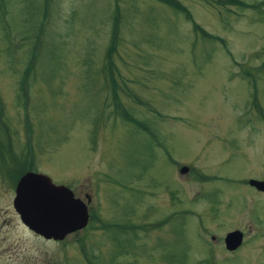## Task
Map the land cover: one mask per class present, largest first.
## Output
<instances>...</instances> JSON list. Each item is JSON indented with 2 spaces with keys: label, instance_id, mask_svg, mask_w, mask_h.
<instances>
[{
  "label": "rangeland",
  "instance_id": "obj_1",
  "mask_svg": "<svg viewBox=\"0 0 264 264\" xmlns=\"http://www.w3.org/2000/svg\"><path fill=\"white\" fill-rule=\"evenodd\" d=\"M175 1L224 45L154 0H0V264H198L233 230L258 247L263 0ZM28 163L86 205L81 231L44 240L20 223L11 169Z\"/></svg>",
  "mask_w": 264,
  "mask_h": 264
},
{
  "label": "water",
  "instance_id": "obj_2",
  "mask_svg": "<svg viewBox=\"0 0 264 264\" xmlns=\"http://www.w3.org/2000/svg\"><path fill=\"white\" fill-rule=\"evenodd\" d=\"M186 171L181 167L179 174ZM247 185L264 192V181L249 179ZM11 205L20 223L44 240L61 241L66 235L81 231L88 221L86 205L80 199L38 173L26 172L18 179ZM241 240L242 234L234 230L225 234L223 245L234 250Z\"/></svg>",
  "mask_w": 264,
  "mask_h": 264
},
{
  "label": "trees",
  "instance_id": "obj_3",
  "mask_svg": "<svg viewBox=\"0 0 264 264\" xmlns=\"http://www.w3.org/2000/svg\"><path fill=\"white\" fill-rule=\"evenodd\" d=\"M155 2L157 3H160L168 8H170L174 13L176 14H180L184 17V19L186 21H189L191 23V29H192V32L195 34V35H198L201 37V39L203 40H206V41H217L219 42L220 44L224 45L223 41L218 38V37H215V36H212V35H209L208 33H206L204 30H202L201 28L198 27V25H196L195 23L192 22L191 20V16L189 14V12L186 10L185 7H183V5L177 3L175 0H154ZM214 3L216 4H219V5H235L236 7H240L241 9H252L253 7V4L251 5H245L244 3L240 2L239 0H213ZM264 4V0L259 2L258 4ZM115 6V11H116V16L114 17V20L116 19V44H117V41H118V34H119V26H118V9L116 7V5L114 4ZM115 27V26H114ZM114 38H115V34L111 37L110 36V42H109V47L107 48L106 50V55H105V59H106V68H107V76L108 78L111 80V92H112V97L114 99V102L116 101V93H115V86H114V81L112 79V54L115 50V45H114ZM116 109H119V116L121 119L125 120L126 122L132 124L133 126H137V127H141L140 123L135 120V119H132L130 116H128L123 109H121L117 103L115 105ZM1 110V108H0ZM0 115H1V112H0ZM1 127L3 129H5V127L1 124ZM24 158H27V155L24 153ZM22 157V156H21ZM18 158L16 155L13 154L12 150L10 149V146L8 145V152H7V158L9 160V163H11V160H15V159H18V161L22 158ZM17 165V164H16ZM31 164L28 163V164H25L24 166L20 167V168H17V167H14L11 169V171H21L19 175H17L12 184L17 180V178L22 174L23 171H28V168ZM7 175V174H6ZM94 216L92 217L91 216V219L90 220H94ZM102 228H105L106 229H109L111 227V225H101Z\"/></svg>",
  "mask_w": 264,
  "mask_h": 264
},
{
  "label": "flooded vegetation",
  "instance_id": "obj_4",
  "mask_svg": "<svg viewBox=\"0 0 264 264\" xmlns=\"http://www.w3.org/2000/svg\"><path fill=\"white\" fill-rule=\"evenodd\" d=\"M262 127L264 128V120L262 119ZM26 172L36 173V171H23L22 174ZM21 174V175H22ZM16 185V184H15ZM248 186V185H247ZM249 187V186H248ZM253 191L264 198V192H259L250 187ZM264 202V201H263ZM238 231V230H237ZM240 232V231H239ZM242 240L240 246L234 250H227L223 245V238H222V245L218 248H208L206 249V254L204 257L201 256L199 260H197L198 264H236L241 261H247L248 264H264V232H259L258 236V247L256 249H245L241 248L243 243L245 242L244 235L242 232ZM210 241H213V237L209 236ZM255 256V263L249 262V256Z\"/></svg>",
  "mask_w": 264,
  "mask_h": 264
}]
</instances>
